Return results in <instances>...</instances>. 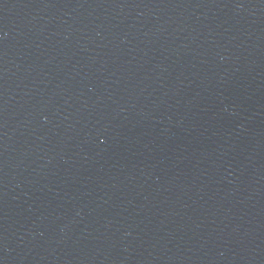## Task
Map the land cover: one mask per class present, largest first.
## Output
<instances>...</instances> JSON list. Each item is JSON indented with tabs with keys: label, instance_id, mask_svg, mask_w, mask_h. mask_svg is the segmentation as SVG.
Wrapping results in <instances>:
<instances>
[{
	"label": "water",
	"instance_id": "water-1",
	"mask_svg": "<svg viewBox=\"0 0 264 264\" xmlns=\"http://www.w3.org/2000/svg\"><path fill=\"white\" fill-rule=\"evenodd\" d=\"M0 264H264V0H0Z\"/></svg>",
	"mask_w": 264,
	"mask_h": 264
}]
</instances>
